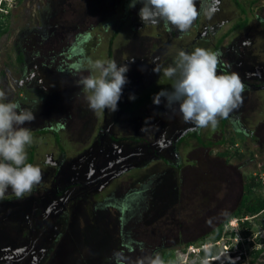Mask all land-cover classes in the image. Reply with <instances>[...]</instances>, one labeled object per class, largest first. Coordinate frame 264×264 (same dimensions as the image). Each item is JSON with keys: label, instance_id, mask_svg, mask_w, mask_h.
I'll return each instance as SVG.
<instances>
[{"label": "rangeland", "instance_id": "1", "mask_svg": "<svg viewBox=\"0 0 264 264\" xmlns=\"http://www.w3.org/2000/svg\"><path fill=\"white\" fill-rule=\"evenodd\" d=\"M125 1L2 0L0 25L7 31L0 38V92L5 96L0 102L18 103L33 111L35 119L23 125L33 138L26 146V161L32 157L31 164L41 170L45 153L52 151L54 157L63 149L66 158L74 156L90 143L95 124L100 123L103 111L89 109L86 95L90 93L78 84L81 77L98 74L90 72L88 61L118 63L146 54L155 45L160 27L132 30L124 18ZM251 1L238 0L244 9H239V19L230 23L248 17L258 21L256 50L262 49L264 57V22L257 19ZM232 8L228 15H237V8ZM260 14L264 18V9ZM18 52L27 63L17 60ZM159 73L162 86H172L163 70ZM136 99L130 100L122 91L118 109L105 110L113 117L116 135L141 136L143 103L133 105ZM240 106L242 124L250 135L229 125L220 129L218 120L215 127L209 125L200 132L203 142H211L209 151L189 140L178 147L176 158L168 154L150 158L120 173L101 193H94L93 199L99 202L108 198L106 210H99L97 222L94 217L88 219L89 229H83L78 242L63 251L61 264H150L157 258L160 264H264V211L248 217L245 227L239 219L234 227L231 219L226 221L215 243L217 254L197 256L198 249L212 245L209 230L236 207L245 182L251 184V200L264 196L254 175L264 170V90L248 91ZM55 122L62 123L57 135L37 131L55 127ZM221 138L225 144L218 143ZM222 151L227 152L226 157L219 155ZM128 192L134 195L128 198ZM124 202L129 205L119 209ZM92 203L86 206L87 211ZM186 242L190 243L185 246Z\"/></svg>", "mask_w": 264, "mask_h": 264}, {"label": "flooded vegetation", "instance_id": "2", "mask_svg": "<svg viewBox=\"0 0 264 264\" xmlns=\"http://www.w3.org/2000/svg\"><path fill=\"white\" fill-rule=\"evenodd\" d=\"M259 2L253 0L250 5L256 9L257 19L264 22L260 14L264 3ZM129 3L130 0H126L123 5L127 12L124 18H127L132 30L152 25L160 27L155 32V45L148 53L135 54L117 63L127 64L129 69L125 74L128 82L123 87V94H135L138 97L133 105L143 103L145 124L142 134L116 135L113 117L103 111L100 123L95 124L90 143L74 156L66 158L63 149L57 150L54 157L52 151L45 153L42 180L30 193L23 198H16L9 189L0 198V264H61L63 251L70 245L74 246L75 241L78 242V235L83 229H89L88 219L94 217V222L98 221L97 217H101L102 213L99 210L109 202L105 197L101 202L94 200L93 194L100 192L120 173L131 170L132 166L144 164L150 158H163L166 154L176 158L178 147L189 140L207 148L205 152L209 151L211 142L202 141V128L193 129L191 124L185 123L179 114L178 105L168 108L163 98L160 105L153 103L154 95L161 89L172 91L171 85L162 86L163 79L159 72L163 70L164 73V69L174 66L180 51L191 53L197 47L203 48L201 44H207L204 49L219 53L217 74L234 72L241 79L245 86L242 99L250 90H264L263 51L256 50L259 22L248 17L235 25L230 23L232 19H239V9H244L238 0H194L197 16L186 31L166 25L163 20L156 24H143L138 15L142 3L137 2L132 8ZM233 5L237 8V15L230 16L228 14H231ZM227 23L230 26L223 28ZM20 54L22 63H27V58L23 57L22 52ZM36 70V63H33L34 76ZM27 80L29 82L30 78ZM167 81L174 82L172 79ZM240 107L227 118H218L220 129L229 125L243 134H251L242 124L244 114ZM52 125L55 127L50 125L37 131L57 135L62 123L55 122ZM77 158L78 161H75ZM32 161L30 157L26 163ZM133 193L128 192V198ZM91 201L93 203L87 211L86 206ZM127 205L129 203L124 202L118 207L125 210Z\"/></svg>", "mask_w": 264, "mask_h": 264}, {"label": "clouds", "instance_id": "3", "mask_svg": "<svg viewBox=\"0 0 264 264\" xmlns=\"http://www.w3.org/2000/svg\"><path fill=\"white\" fill-rule=\"evenodd\" d=\"M142 3L139 17L143 24H156L163 20L179 31H186L197 16L194 0H130L129 7ZM219 53L197 47L191 53L180 51L174 66L164 69V76L174 79L172 91L161 89L153 97V103L172 108L178 105V111L185 123L193 129L215 127L218 118H227L242 103L244 85L236 73L217 74ZM92 73L81 77L88 107L94 112L106 109L114 112L124 85L128 82L127 64L116 61H88ZM158 72L159 69H154ZM0 92V101L4 100ZM135 100V94L129 95ZM35 119L31 110L22 108L18 103L0 102V198L11 189L16 198H23L42 180V170L26 163V146L33 142L26 122ZM143 131V127L141 129ZM237 218V217H232ZM230 218V219H232ZM150 264H160L159 259Z\"/></svg>", "mask_w": 264, "mask_h": 264}, {"label": "trees", "instance_id": "4", "mask_svg": "<svg viewBox=\"0 0 264 264\" xmlns=\"http://www.w3.org/2000/svg\"><path fill=\"white\" fill-rule=\"evenodd\" d=\"M15 1L19 2L21 0H15ZM3 5L4 3L2 2V0H0V13H1V9H3ZM6 31H7V27L5 25H0V38L6 33ZM16 57L18 61L21 60L20 52H18ZM218 143L225 144V139L221 138L220 140H218ZM219 155L226 157L227 152L222 151L219 153ZM257 182H258V185L260 186L258 180ZM252 196H253V193L251 190V184L249 182L247 183L245 182L243 184V189H242V192L240 193L236 207L231 212H229L225 216V218H223V220H221L217 225L213 226L209 230L208 235L212 242V245L206 247L205 249L200 248L197 250V256L199 257V259L208 257V256H214L217 254V247H216V244H213V242L216 241L219 237H221L222 225L226 221H228L230 218L237 217L240 219L243 217V215L245 216V214H248V217L250 216L254 217L255 215H259L260 213L264 211V196L257 195V196H254L253 200H251ZM239 224L241 225V227H245L249 225V222L245 218V219H241ZM189 243L190 242H186L185 246L188 245ZM196 264H199V262H196Z\"/></svg>", "mask_w": 264, "mask_h": 264}, {"label": "built area", "instance_id": "5", "mask_svg": "<svg viewBox=\"0 0 264 264\" xmlns=\"http://www.w3.org/2000/svg\"><path fill=\"white\" fill-rule=\"evenodd\" d=\"M254 175L256 176V180H258L259 181V184H260V186L262 187V189L264 190V170H258L256 173H254ZM248 219V216H243L242 218H232L231 220H229V223H231V226H237V220L239 219V220H241V219ZM233 230L235 229V228H232ZM216 243V241H214L213 242V244H215ZM203 248L205 249L206 248V246L204 245L203 246ZM189 249H190V246H189Z\"/></svg>", "mask_w": 264, "mask_h": 264}, {"label": "water", "instance_id": "6", "mask_svg": "<svg viewBox=\"0 0 264 264\" xmlns=\"http://www.w3.org/2000/svg\"><path fill=\"white\" fill-rule=\"evenodd\" d=\"M78 159H79V158H77V160H75V161H78ZM73 160H74V159H73ZM73 160H72L71 162H74Z\"/></svg>", "mask_w": 264, "mask_h": 264}]
</instances>
